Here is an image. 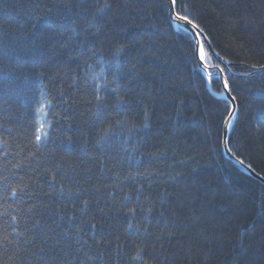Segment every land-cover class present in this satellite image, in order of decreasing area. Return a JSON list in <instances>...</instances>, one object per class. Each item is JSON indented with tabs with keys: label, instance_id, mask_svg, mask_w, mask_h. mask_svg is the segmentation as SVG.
<instances>
[{
	"label": "trees",
	"instance_id": "obj_1",
	"mask_svg": "<svg viewBox=\"0 0 264 264\" xmlns=\"http://www.w3.org/2000/svg\"><path fill=\"white\" fill-rule=\"evenodd\" d=\"M175 4L264 178V0ZM210 74L167 0H0V264H264V184L225 158Z\"/></svg>",
	"mask_w": 264,
	"mask_h": 264
},
{
	"label": "water",
	"instance_id": "obj_2",
	"mask_svg": "<svg viewBox=\"0 0 264 264\" xmlns=\"http://www.w3.org/2000/svg\"><path fill=\"white\" fill-rule=\"evenodd\" d=\"M169 4L171 7V17L173 19V22L180 26L183 27L185 29H188V31H190L192 33V37L194 38L195 44H196V50H197V58H198V62L200 65L201 70L203 71V73L206 74L207 76V81H208V85L210 84V79L212 77V74H210V69L206 66L205 62L202 61L200 59V50L201 48L204 51V44H201L199 37L197 35V29L193 26H191L190 24L185 23L184 20H180L177 18V16L175 15L174 12V3L173 0H169ZM206 46L207 48L210 50V52L213 54V56L217 59V61L220 64H223L224 66H226L228 68V64L226 63V61L214 50V48L212 47L210 41L206 38ZM213 70H216L219 72V75H217L216 77H218L221 81L222 87H223V94H217L219 95L218 97L220 98H225L227 100H229L231 103V107H232V113L226 123L225 126V131H224V138L226 140H229V136L232 130V126H233V122L235 119V116L237 114V103L236 101L233 99V97L231 96V91H230V87H229V82L226 78V75L224 74V72L222 70H220L219 68H215ZM263 72L264 71V67L257 70V72ZM225 83H227V87H225ZM210 86V85H209ZM216 95V96H217ZM226 153L225 154V158L231 163L233 164L235 167H237L238 169H240L241 171H243L244 173L248 174L249 176L255 178L256 180L262 182L264 184V178H262L260 175H258L256 172H254L249 166H247L244 162L241 163L238 158H236L233 154L228 153L227 148L225 149Z\"/></svg>",
	"mask_w": 264,
	"mask_h": 264
},
{
	"label": "bare ground",
	"instance_id": "obj_3",
	"mask_svg": "<svg viewBox=\"0 0 264 264\" xmlns=\"http://www.w3.org/2000/svg\"><path fill=\"white\" fill-rule=\"evenodd\" d=\"M167 2H168V6H169V10H170V18H171V21H172V23H173V25L174 26H176L177 28H180V29H183V30H185V31H187V32H189L191 35H192V33L190 32V31H188V29H185V28H183V27H180V26H178V25H176L174 22H173V19H172V17H171V7H170V4H169V0H167ZM174 12H175V15L178 17V15H177V13H176V4L174 3ZM185 21V23H187V24H190L191 26H193V27H195L198 31H197V35H198V37H199V40H200V42H201V44H203V40L202 39H204V41L206 42V35L198 28V27H196L193 23H188L187 21L188 20H184ZM193 36V35H192ZM208 39V38H207ZM196 55H197V50H196ZM198 59V58H197ZM205 62V61H204ZM199 63V62H198ZM206 64V63H205ZM200 66V65H199ZM207 66V65H206ZM261 68H263V67H261ZM261 68H256V69H254L253 71H254V73L255 74H259V73H263L262 71L261 72H257V70H259V69H261ZM208 82V81H207ZM231 96L233 97V95L231 94ZM233 99L236 101V99L233 97ZM229 101V100H228ZM230 102V101H229ZM231 103V102H230ZM236 103H237V101H236ZM237 112H238V104H237ZM231 113H232V108H231V112H230V115H231ZM230 115H229V117H230ZM237 115V114H236ZM229 117H228V119H229ZM236 117V116H235ZM228 119L226 120V122H225V125H224V131H225V126H226V123H227V121H228ZM230 137V136H229ZM222 147H223V151H224V153H226V151H225V149L227 148V150H228V153H230V154H232L231 153V151H230V149H229V140H226L225 138H224V132H223V142H222ZM237 158V157H236ZM227 160V159H226ZM228 161V160H227ZM229 162V161H228ZM230 163V162H229ZM231 164V163H230ZM233 165V164H232ZM234 166V165H233ZM248 166V165H247Z\"/></svg>",
	"mask_w": 264,
	"mask_h": 264
},
{
	"label": "snow or ice",
	"instance_id": "obj_4",
	"mask_svg": "<svg viewBox=\"0 0 264 264\" xmlns=\"http://www.w3.org/2000/svg\"><path fill=\"white\" fill-rule=\"evenodd\" d=\"M173 3H175V0H173ZM105 7H107V5H105ZM102 10H103V9H101V11H102ZM177 18L180 19V20H187V17H185V16H179V15H178ZM187 22H188V23H191L190 20H188ZM199 55H200V59H201L202 61H205V62L207 61L208 57L205 55V53H204V51H203L202 48H201V50H200ZM225 87H227V83H225ZM42 136H47V132L44 131L43 124H41L40 127L37 128V134H36V136H35L36 141H37V142L41 141ZM240 162L243 163V161H240ZM21 191H23V189H21ZM12 195H13V196H16V195H17L16 191H13V192H12ZM132 214L135 215V211H134V210H132ZM13 219H15V217H13ZM136 259H139V256H137Z\"/></svg>",
	"mask_w": 264,
	"mask_h": 264
}]
</instances>
